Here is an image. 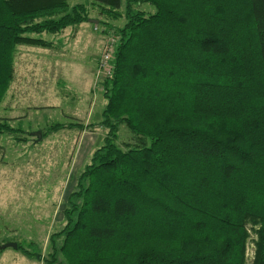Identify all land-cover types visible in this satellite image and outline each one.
I'll use <instances>...</instances> for the list:
<instances>
[{"label":"trees","instance_id":"16d2710c","mask_svg":"<svg viewBox=\"0 0 264 264\" xmlns=\"http://www.w3.org/2000/svg\"><path fill=\"white\" fill-rule=\"evenodd\" d=\"M92 1L122 18L123 0ZM129 1L104 84L109 133L55 251L63 264H248L254 233L250 264H264V0H137L149 15ZM87 15L68 0H0V104L18 48L49 49L33 36ZM121 125L135 146L117 143Z\"/></svg>","mask_w":264,"mask_h":264},{"label":"rangeland","instance_id":"374dc122","mask_svg":"<svg viewBox=\"0 0 264 264\" xmlns=\"http://www.w3.org/2000/svg\"><path fill=\"white\" fill-rule=\"evenodd\" d=\"M129 2L123 0L122 18L113 21L92 0H68L70 10L84 6L89 21L59 35L33 36L53 42L49 49L21 46L15 53L14 81L0 104V123L9 127L0 132V246L18 248L0 250V264H47L52 256L54 264H63L51 237L65 227L80 178L109 133L102 115L108 105L104 84L111 77L102 64L115 59ZM133 2L135 10L156 13L152 5ZM117 143L135 146L137 141L121 125ZM256 239L250 234L248 264L254 261ZM26 252L43 259H30Z\"/></svg>","mask_w":264,"mask_h":264},{"label":"built area","instance_id":"2783aa9c","mask_svg":"<svg viewBox=\"0 0 264 264\" xmlns=\"http://www.w3.org/2000/svg\"><path fill=\"white\" fill-rule=\"evenodd\" d=\"M112 61H113V57L112 58H106L103 60V64H102V67L105 71V73L111 77L113 76V65H112Z\"/></svg>","mask_w":264,"mask_h":264},{"label":"water","instance_id":"95a60500","mask_svg":"<svg viewBox=\"0 0 264 264\" xmlns=\"http://www.w3.org/2000/svg\"><path fill=\"white\" fill-rule=\"evenodd\" d=\"M34 135H36L38 139H40L42 137L41 133H36ZM7 248H13V249L16 250L18 248V245L16 243H9V244H5L3 246H0V250H4V249H7Z\"/></svg>","mask_w":264,"mask_h":264}]
</instances>
